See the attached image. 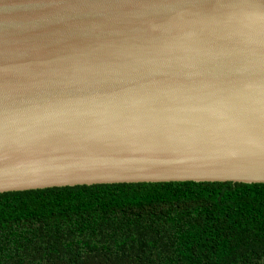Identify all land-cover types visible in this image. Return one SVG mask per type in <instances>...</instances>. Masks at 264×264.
<instances>
[{
  "label": "water",
  "instance_id": "95a60500",
  "mask_svg": "<svg viewBox=\"0 0 264 264\" xmlns=\"http://www.w3.org/2000/svg\"><path fill=\"white\" fill-rule=\"evenodd\" d=\"M264 183V0H0V193Z\"/></svg>",
  "mask_w": 264,
  "mask_h": 264
},
{
  "label": "trees",
  "instance_id": "16d2710c",
  "mask_svg": "<svg viewBox=\"0 0 264 264\" xmlns=\"http://www.w3.org/2000/svg\"><path fill=\"white\" fill-rule=\"evenodd\" d=\"M0 264H264V183L0 193Z\"/></svg>",
  "mask_w": 264,
  "mask_h": 264
}]
</instances>
